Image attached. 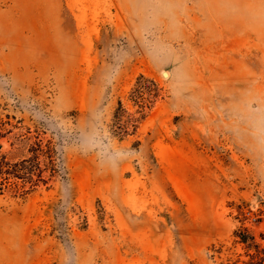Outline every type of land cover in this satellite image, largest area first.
I'll return each instance as SVG.
<instances>
[{"label":"rangeland","instance_id":"obj_1","mask_svg":"<svg viewBox=\"0 0 264 264\" xmlns=\"http://www.w3.org/2000/svg\"><path fill=\"white\" fill-rule=\"evenodd\" d=\"M243 231L264 0H0V264H241Z\"/></svg>","mask_w":264,"mask_h":264},{"label":"trees","instance_id":"obj_2","mask_svg":"<svg viewBox=\"0 0 264 264\" xmlns=\"http://www.w3.org/2000/svg\"><path fill=\"white\" fill-rule=\"evenodd\" d=\"M238 239L245 244H249L248 247H252L254 250L251 253H247L248 260L242 261L241 264H263L264 262V248L260 247L259 244L255 243L253 241V238L250 237L247 233H239ZM264 238V237H262ZM249 241H252L251 243H248ZM251 244V245H250Z\"/></svg>","mask_w":264,"mask_h":264},{"label":"bare ground","instance_id":"obj_3","mask_svg":"<svg viewBox=\"0 0 264 264\" xmlns=\"http://www.w3.org/2000/svg\"><path fill=\"white\" fill-rule=\"evenodd\" d=\"M165 74V73H164Z\"/></svg>","mask_w":264,"mask_h":264}]
</instances>
